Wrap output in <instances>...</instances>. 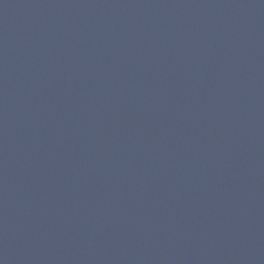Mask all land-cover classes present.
<instances>
[{"label":"water","instance_id":"1","mask_svg":"<svg viewBox=\"0 0 264 264\" xmlns=\"http://www.w3.org/2000/svg\"><path fill=\"white\" fill-rule=\"evenodd\" d=\"M0 264H264V0H0Z\"/></svg>","mask_w":264,"mask_h":264}]
</instances>
